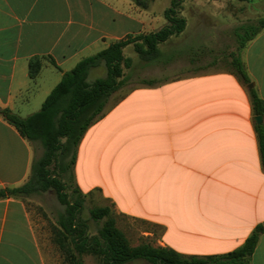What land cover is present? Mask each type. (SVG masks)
Segmentation results:
<instances>
[{"label": "crops", "instance_id": "obj_1", "mask_svg": "<svg viewBox=\"0 0 264 264\" xmlns=\"http://www.w3.org/2000/svg\"><path fill=\"white\" fill-rule=\"evenodd\" d=\"M140 25L130 0H0V107L28 113L67 65ZM34 56L44 58L31 78ZM240 58L247 84L231 70L197 71L140 83L108 103L77 146L81 193L97 191L118 213L154 225L156 244L187 257L232 252L260 225L249 264H264V165L249 93L264 100V27ZM33 157L0 116V187L24 184ZM24 199H0V264H46Z\"/></svg>", "mask_w": 264, "mask_h": 264}, {"label": "trees", "instance_id": "obj_2", "mask_svg": "<svg viewBox=\"0 0 264 264\" xmlns=\"http://www.w3.org/2000/svg\"><path fill=\"white\" fill-rule=\"evenodd\" d=\"M182 0H172L171 6L164 11L167 24L161 29L116 40L95 54L83 57L75 66L62 73L60 81L51 90L40 109L25 117H21L8 108L0 107V116L14 126L19 134L27 139L34 150V143L39 141L43 153L32 161L29 179L17 187H0V199L26 198L48 189L66 192L63 196L65 211L56 219L54 242L63 253L68 264H83L81 256L91 254L100 264H125L136 259H143L152 264H249L250 257L256 247L262 226L258 225L246 238L244 243L232 252L218 256H183L176 251L150 244L130 246L121 231L109 219L103 223L97 234H88L86 220L81 217L85 195L75 184L73 165L77 146L86 130L108 108L111 96L128 82L123 67L130 68L132 61L125 57L123 49L130 43L142 39L144 44L133 43V49L139 59L154 60L159 55V45L173 34L180 33L185 27L182 18H175V9ZM264 27V20L251 24L245 30L253 29L247 41ZM243 44H245L247 42ZM242 44V45H243ZM44 57L34 56L28 63V74L35 78L41 69ZM49 61L56 66L51 57ZM103 66L105 76L88 81L91 70ZM237 78L247 84L246 73L241 62L231 61ZM58 69L59 67L56 66ZM153 79H141V84H154ZM250 100L253 114L264 118V100L250 88ZM258 138L262 164L264 165V120L254 124ZM55 164V166H54ZM51 165L53 168L51 169ZM95 220L108 215L107 208L101 207L89 212Z\"/></svg>", "mask_w": 264, "mask_h": 264}, {"label": "rangeland", "instance_id": "obj_3", "mask_svg": "<svg viewBox=\"0 0 264 264\" xmlns=\"http://www.w3.org/2000/svg\"><path fill=\"white\" fill-rule=\"evenodd\" d=\"M130 1L133 9L140 12L141 23L140 29L130 35L131 40L135 39L133 37L138 34L155 32L167 24L164 11L171 6L172 0ZM175 11L176 14L172 15H175L177 19H184L185 27L180 33L173 34L167 41L158 44L159 55L154 60L147 62L139 59L135 53L132 45L134 42L144 44L142 39L130 43L123 49L124 56L130 57L132 61L130 68L123 67L128 82L111 96L109 105L130 88L140 86L141 79L159 81L173 75L185 76L197 71L232 69L231 61L241 62L240 49L253 30L245 29L251 24L264 20V0H182ZM190 63L193 65L190 66ZM74 66L67 65V71ZM103 76H105V69L100 66L90 71L88 81ZM47 96L42 97L39 104H36L38 98H33L27 112L31 114L38 111ZM28 113L23 111V113L16 114L25 117L29 115ZM33 151V160L42 155L43 148L39 141L34 143ZM52 168L53 165H51ZM60 192L58 194L56 190L50 188L24 199L38 234L46 264H68L54 242L56 219L65 211L64 199L60 195L65 196L66 192L64 190ZM101 207L107 208L108 215L99 220L93 219L89 212ZM81 212V217L86 220L90 235L97 234L101 225L109 218L113 220V225L123 233L130 246L134 247L144 243L153 247L160 246L156 244L159 236L158 228L148 222L118 213L110 202L102 200L97 191L89 197L85 196ZM147 232L152 234L149 235ZM81 258L83 264H100L98 259L91 254H83ZM142 261L152 264L143 259L129 261L125 264Z\"/></svg>", "mask_w": 264, "mask_h": 264}, {"label": "water", "instance_id": "obj_4", "mask_svg": "<svg viewBox=\"0 0 264 264\" xmlns=\"http://www.w3.org/2000/svg\"><path fill=\"white\" fill-rule=\"evenodd\" d=\"M252 83H249L248 85H247V87H252ZM253 120H254V122L255 123H257V124H259V123H261L262 122V115H255L254 117H253Z\"/></svg>", "mask_w": 264, "mask_h": 264}]
</instances>
